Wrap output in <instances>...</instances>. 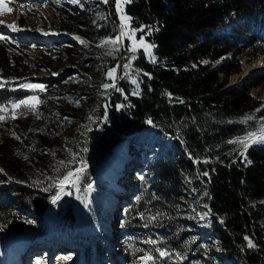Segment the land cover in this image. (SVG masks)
Here are the masks:
<instances>
[{"label":"trees","instance_id":"1","mask_svg":"<svg viewBox=\"0 0 264 264\" xmlns=\"http://www.w3.org/2000/svg\"><path fill=\"white\" fill-rule=\"evenodd\" d=\"M42 5L61 22L48 30L72 37L47 48L30 45L47 54L37 56V70L44 75L21 68L25 60L14 56L22 45L11 41L0 48L2 58L7 53L14 58L13 67L2 65L0 70V83L7 82L0 88V106L10 109L13 102L33 94L43 101L37 108L39 119L21 108L16 119L10 118V111L0 122V239L5 237V261L14 264L37 232H45L54 246L51 264L100 261L99 235L113 219L128 250L125 264H142L144 252L156 258L149 264H264V146H251L245 153L251 163L245 165L242 146L226 141L264 125V100L250 94L264 82V74L242 87H226L228 75L240 71L238 57L213 66L231 51L247 62L264 53V0L125 4V14L131 17L128 27L145 29L158 62L147 61L138 51L134 67L116 84L121 91L101 87L112 81L106 73L116 65L121 47L109 56L108 48L96 45L117 33L113 0H45ZM76 37L87 41L81 44ZM21 83L43 84L45 91L33 93L19 88ZM116 105L123 107L117 111ZM103 145L121 151L128 168L125 155L138 160L128 171L126 187L132 194L119 200L117 216L99 204L96 197L108 198L103 193L84 192L92 164L78 185V195L89 200L87 207L79 200L83 226L67 200L51 205L45 221L43 214L56 194L49 185L81 160L94 159ZM73 155L75 161L69 164ZM98 173L108 175L103 168ZM95 186L104 188L98 182ZM203 213L208 215L200 219ZM151 216L157 219L149 222ZM245 237L256 247L248 248ZM155 249L179 253L183 259H161Z\"/></svg>","mask_w":264,"mask_h":264},{"label":"rangeland","instance_id":"2","mask_svg":"<svg viewBox=\"0 0 264 264\" xmlns=\"http://www.w3.org/2000/svg\"><path fill=\"white\" fill-rule=\"evenodd\" d=\"M42 1L43 0H39V1L38 0H27L25 3L17 4V6H15V7L14 6L11 7V3H9L8 6L13 9L12 12L8 13L6 11H0V35H6L10 39H13V38L17 39L18 43L25 44V45H23L22 48H20V53H15L14 58H19L23 61L25 60V64L23 62H21V63H23L21 68L23 69V67H24V70H25L26 67H31L30 69H27V70H29V73L35 74L37 76H43L44 75V73L37 70L38 65H39V62L37 61V56L42 55V56L46 57L45 55H47V54H45L44 51L38 52V51H36V49L30 48L28 46L30 44H32V45H36V46H45L47 48L50 46V43L55 44V42L60 41V35L52 32V31H49L48 29L50 26L55 27L56 25L61 24V22H60V20H58V18H54L51 16L52 14L48 10V8L41 5ZM22 5H23V7H22ZM122 8H123V12L125 14V11H124L125 4L122 5ZM113 11H114V14L117 16V19L119 21V25H120L119 27H121L120 14L116 10L115 0H113ZM125 15H127V14H125ZM13 23L17 24L21 29H24V30L18 31V32H13L6 27V25H10ZM128 25H129V21H128ZM128 25H127V27H128ZM128 28H131V27H128ZM36 29H40L41 31H36ZM131 29H134V28H131ZM45 32H47L48 35H45L44 34ZM140 37H141V34L139 35L136 32L135 33V39L137 40V42H139ZM65 39L66 38L64 37L61 40L63 41ZM143 39L146 43L155 45L149 39H146V37L144 35H143ZM126 40H128V39H126ZM50 41H52V42H50ZM85 41H87V40H85ZM3 43H4L3 41H0V48L2 47ZM128 46L129 47L131 46L130 40H128ZM154 48L152 49V57H154L155 62H153V59L150 58L149 55L143 51L142 48H138L137 51H141V53H143V56L146 58L147 61H150L156 65V63L158 62V57H157L156 52H153ZM235 53H236V51H231L228 54H226L225 56H223L220 60L213 62L214 67H219L220 62L222 63V61H225V60L233 61V60H235V58L238 57V59H239L238 62L240 64V71L228 75L227 83L225 85L226 87L231 86V85H233L235 87L236 86H242L246 81L249 82V80H252V77H254L256 75L264 74V66L259 68V69L252 70V71H250L249 69H246V66L252 65L254 63L252 61H254V60L247 62V58L245 56L237 55V53L236 54ZM261 57H264V54L261 55ZM261 57H258L257 59L261 60ZM14 58H10L8 53L5 55L4 58H2V54H1V50H0V70L2 69V65L3 66L9 65V66L13 67L14 66ZM257 59H255V60H257ZM132 61H131V64H132ZM130 67H132V66H130ZM116 68H117V71L114 75L116 77H124L125 71L120 70L118 66ZM129 69H131V68H129ZM246 70H248V72ZM115 81L118 82L119 79H116ZM111 83H113V82H111ZM112 89H114V88H112ZM250 94L252 96H254L255 98H257L258 100L263 101L264 100V82H262V84L260 86H255L252 89H250ZM107 147L108 146L103 145L98 150V152L96 153L94 159H92V161L90 163H88V165L89 164H95L94 172L90 176V178L88 180V184L89 183L92 184V182L96 181L99 184L109 188L113 184V176L115 177L114 180H116L117 174H119L121 171L125 172V170L127 168V163L123 162L122 158H120L123 156V153L117 151V149L115 147H112V146H110L109 148H107ZM127 157L128 156L125 155V157H123V159L128 161ZM106 163L109 164L108 168L111 169L110 172H108L106 170V168L103 167V166H105ZM134 163H138V160H136V158L135 159L133 158V160H130V162H129V165H130L129 167L131 170L134 168V166L137 165ZM80 166L81 165L78 164V168ZM99 168H103L109 175L111 173L113 175H111V177L103 176V175L98 173ZM1 171H2V169H1ZM82 174H84V173H82ZM121 178H124V177H121ZM80 183H82V181ZM118 188L119 187L115 186V189H118ZM69 189H71L70 198L68 199L65 196L64 198H66V199L63 198V200H67V201L72 202L71 204H72L73 210H75L74 207H77V210L74 211V214L77 215L78 204L75 206V200H74L75 196L77 197V190H76V188H72V187L66 188L65 187V192L68 193ZM122 192H123L122 188L118 192H109L107 190L104 191V193L106 194V196H108V198L112 197L114 194H118V193L122 194ZM62 195H64V194H62ZM100 202L105 207L110 206V202H105L103 200H100ZM182 203H184V201H182ZM115 210H116V206L110 207V211L112 213H114V215H116ZM44 219L46 221L47 214H45ZM108 227L110 228L113 226L110 224ZM110 235H114V233L112 232V229L110 230ZM4 239H5V237H1V239H0V250H1V246L3 245L2 241H4ZM107 243L108 242L106 241L105 247L104 246L102 247V249L103 250L105 249V251L108 250ZM39 248L40 247H38L36 250H38ZM43 250H44L43 248L41 250H39L38 254L43 255L45 257V259H49L50 253L47 254ZM28 252H30V251H28ZM44 252L46 254H44ZM27 253H25L26 255H24L26 257V259H25L26 264L37 263V260L34 258V255L31 253H28V254ZM113 254H117V253H113ZM122 257L123 256L121 253V255L117 254L116 257H115V255H112L111 260L109 258L107 260H104V258H103L104 263H102V264H118L117 259H122ZM115 259H116V261H115ZM3 261L4 260L2 258H0V264H6L5 261L4 262ZM42 264H45V263L42 262Z\"/></svg>","mask_w":264,"mask_h":264},{"label":"snow or ice","instance_id":"3","mask_svg":"<svg viewBox=\"0 0 264 264\" xmlns=\"http://www.w3.org/2000/svg\"><path fill=\"white\" fill-rule=\"evenodd\" d=\"M72 3H77V0H71ZM103 3H108L109 0H102ZM132 0H115V4H116V10L117 12L120 14V22H121V27H120V31L119 34L101 41L97 46L100 48H108V51L106 53V55H112L113 52L118 51L119 47L122 43V41L127 38L128 40L131 41V46L128 48V51L135 53L137 52L138 48H142L143 51L149 55L150 58L153 59V62H155L154 57H152V49L155 47V45L153 44H148L144 41L143 39V34L145 33V29L144 28H140V29H131L128 28V21L131 20V17L127 16L124 14L123 12V8L122 5L127 4V3H131ZM10 3V0H0V11H6L8 13L12 12L13 9L11 7L8 6V4ZM23 7V5H22ZM6 27L8 29H10L13 32H18V31H22L24 29H21L17 24L13 23L10 25H6ZM127 29V30H126ZM155 29H151L148 28L147 32H151L154 31ZM36 31H41L40 29H36ZM137 31H140L142 33L139 42H137V40L135 39V33ZM45 35H48L47 32L44 33ZM77 40H79V42L81 44H85L86 42L81 40L79 37H76ZM0 41H3L5 43L11 42L10 38L6 35H0ZM131 59H135V56H133ZM131 59L128 60L122 67L125 70V75L127 76V72L128 69L131 66ZM117 68L113 67L111 69H109L106 73V76L108 79L112 80L113 83L109 84V83H104L102 85L103 89L108 90L109 88H114L116 91H121V89H119L116 84H115V80L116 79H120L121 77H116L114 74L116 73ZM144 75H148L147 73H144ZM150 78V77H149ZM7 82L4 83H0V88L5 87ZM133 84H137V81L135 79L132 80ZM19 88L21 89H28L33 93L36 92H43L45 91V86L43 84H33V83H21L18 85ZM134 95L139 94L138 93V89L134 90L133 92ZM183 101H181L182 103ZM40 103H43V101L40 100L38 95H29L24 99H20L18 102H13L10 106V109L8 106H0V122H3L4 120L8 119L9 116L5 115L7 113H9L11 111L10 114V118L11 119H16V115H17V111L21 108L26 109L28 112H31L33 115L36 116L37 119L40 118V114L37 111V108L39 106ZM123 107V105H116V110L119 111L121 110V108ZM107 111H105L104 114V120L105 122L107 121ZM91 119V118H89ZM248 119H251V117H249ZM148 123H151V121H148ZM90 130V129H88ZM13 135H15L13 133ZM17 139H19V137H16ZM229 144H236L239 146H242L243 150L242 152H240V155L242 157H244V163L245 165L250 164L251 162L247 159V156L245 155V153L247 152V150L256 144H261L264 145V125H261V129L259 132H248L246 135H244L243 137H238L234 140H229L228 141ZM83 151H87V148H84ZM25 159H27V157H25ZM75 161V155H73L72 161H69L68 163L71 164L72 162ZM200 161H195L194 163H199ZM204 163H207L208 161H203ZM59 164L61 166L67 167V165L65 164V161H59ZM81 166L75 170L69 169L63 176L62 178H60L57 183L55 185H49V187H58V191L56 193V195H54L52 197V203L56 204L60 199H61V195H68L70 193L65 192V187H72V188H76L77 192L80 191L79 188V181L81 179V174L86 170L87 165L83 163V161H80ZM59 168H56L55 171L59 172ZM203 176H207L208 173L204 172L202 173ZM141 179H143V177H141ZM19 183V181H17ZM93 189V185L91 183L87 184V186L84 188V192L86 194L91 193ZM48 190V189H45ZM76 199L80 200L86 207L89 205V200L87 198V196H80L77 195ZM205 208H207V205L204 206ZM208 213H203L200 214V219H204L205 216H207ZM141 218H144L143 216ZM157 216H151L148 217V221L151 222L153 220H156ZM29 223H31V221H29ZM221 223H223V221H221ZM3 226L0 225V230H2ZM245 240L247 241V247L248 248H255L256 245L252 242V240L249 237H245ZM146 243L149 244H154L155 241L152 240H148L145 241ZM135 251H140L139 249L135 250ZM155 251H157L159 253V258L161 259H165V260H169L172 259L174 256V259L179 262L183 259V257L179 254V253H175L172 254L168 251L162 250V249H155ZM65 259H69V257H65ZM156 258L153 257L150 252H144V254L139 257V260L142 262V264H149V262H154ZM37 264H42L41 261H37ZM135 264V262H134Z\"/></svg>","mask_w":264,"mask_h":264},{"label":"bare ground","instance_id":"4","mask_svg":"<svg viewBox=\"0 0 264 264\" xmlns=\"http://www.w3.org/2000/svg\"><path fill=\"white\" fill-rule=\"evenodd\" d=\"M124 42V41H123ZM122 42V43H123ZM252 62H254L252 65H245L246 66V69H249L250 71H252V70H255V69H259V68H261V67H263L264 66V57H261V60L260 59H257V60H254V61H252ZM247 72H248V70H246ZM243 75V74H242ZM110 84V83H109ZM67 188V187H66ZM68 193H69V191H68ZM75 206L77 205V202H78V200L76 199V196H75ZM75 208V210H77V207H74ZM74 210V211H75Z\"/></svg>","mask_w":264,"mask_h":264},{"label":"built area","instance_id":"5","mask_svg":"<svg viewBox=\"0 0 264 264\" xmlns=\"http://www.w3.org/2000/svg\"><path fill=\"white\" fill-rule=\"evenodd\" d=\"M135 54L134 53H132V52H127V55H125V56H122L121 58H120V60H119V64H122V65H124L125 63H126V61H127V59L129 58V57H132V56H134Z\"/></svg>","mask_w":264,"mask_h":264},{"label":"water","instance_id":"6","mask_svg":"<svg viewBox=\"0 0 264 264\" xmlns=\"http://www.w3.org/2000/svg\"><path fill=\"white\" fill-rule=\"evenodd\" d=\"M108 38H111V37H108ZM234 139H236V138H234Z\"/></svg>","mask_w":264,"mask_h":264}]
</instances>
